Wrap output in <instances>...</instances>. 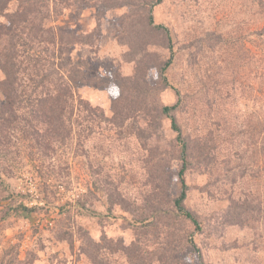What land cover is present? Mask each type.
<instances>
[{"label": "rangeland", "instance_id": "rangeland-1", "mask_svg": "<svg viewBox=\"0 0 264 264\" xmlns=\"http://www.w3.org/2000/svg\"><path fill=\"white\" fill-rule=\"evenodd\" d=\"M258 2L163 0L154 9L156 23L172 32L174 62L167 71L171 88L153 102L174 105V89L179 90L184 106L177 119L184 132L193 136L210 133L219 147L212 168L196 167L186 175L190 186L186 206L207 227L205 234L195 236L206 264H264V6ZM16 6L14 0L12 10ZM127 12L126 7L108 11L99 32L97 11L84 4L65 10L49 23L72 33H95L91 46L65 50L72 60L86 61L96 71L113 65L123 75L132 76L135 64L125 62V57L137 53L141 58L144 50L138 31L133 32L135 43H131L133 36L120 26ZM155 38L162 43L160 37ZM147 50L163 61L169 58L161 44H149ZM157 76L155 69L150 70L148 82L154 84ZM3 77L0 72V80ZM79 93L112 117L110 92L84 87ZM3 100L0 94V103ZM140 126L135 119L121 128L103 124L81 145L73 136L65 145L55 146L56 153L50 158L32 154L27 143H12L0 155V256L18 246L22 259L29 253L35 255L32 264H88L80 251V229L96 241L106 234L130 244L134 239L132 217L116 205L108 210L107 197L116 188L140 201L149 189L143 164L147 153L137 137ZM175 135L164 120L150 144L166 148ZM172 167L176 174L181 163L173 161ZM231 176L235 183L229 180ZM180 189L175 177L172 196H178ZM248 193L255 203L261 202V215L248 227L230 226L217 237L206 219L226 209L230 196L248 197ZM81 201L88 210L81 207ZM57 231L71 237L73 247L59 240ZM113 259L115 264H126L121 255ZM189 260L200 264L197 254Z\"/></svg>", "mask_w": 264, "mask_h": 264}, {"label": "trees", "instance_id": "trees-1", "mask_svg": "<svg viewBox=\"0 0 264 264\" xmlns=\"http://www.w3.org/2000/svg\"><path fill=\"white\" fill-rule=\"evenodd\" d=\"M16 1L17 6L12 10L14 0H0V18L4 19L0 23V72L4 76L0 80V94L4 97L0 103V155L12 143L21 142L27 143L32 154L50 158L56 153L55 146L65 145L73 136L81 145L96 127L108 124L121 128L135 119L141 125L137 130L139 144L147 153L143 164L149 189L140 201H133L116 188L107 197L108 210L116 205L131 215L134 239L126 244L123 238L112 239L103 234L96 241L80 229L83 234L80 251L88 264H115L113 257L119 255L126 264H191V254H197L199 263L206 264L195 236L205 234L207 227L200 216L186 206L190 192L186 175L196 167L199 170L212 168L219 147L210 133L193 136L184 132L177 119V113L184 106L179 90L174 89L177 95L174 105L153 102L155 96L171 88L167 71L174 62L172 32L168 26L156 23L154 17V9L163 0ZM80 4L97 11L98 32L100 21L108 11L120 7L128 9L120 26L130 36L138 31V42L144 50L141 58L137 53L132 58L125 57V62L135 64L132 76L123 75L113 65L96 71L88 62L74 61L65 54L66 49L75 45L91 46L95 33H72L64 26L49 22ZM258 4L264 6V0H259ZM154 35L160 37L162 43ZM130 42L135 43L134 36ZM156 43L168 50L167 60L148 52L149 44ZM152 69L158 74L154 84L148 82ZM84 87H95L113 95L112 117L80 95L79 90ZM164 120L169 121L175 138L166 148L151 146L150 139L162 128ZM173 161L181 163L176 174L172 170ZM175 177L181 184L176 197L172 196ZM229 178L234 180L232 183L236 182L234 176ZM251 196L250 193L248 197L230 196L226 209L206 219L207 226H214L217 237H222L230 226L248 227L255 216L261 215V202L255 203ZM79 204L88 210L87 203ZM60 232L57 231L59 240L73 247L71 237ZM34 261L32 253L22 259L18 246L0 256V264H32Z\"/></svg>", "mask_w": 264, "mask_h": 264}]
</instances>
